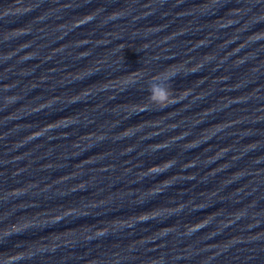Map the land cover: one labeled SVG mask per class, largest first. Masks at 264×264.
Returning a JSON list of instances; mask_svg holds the SVG:
<instances>
[{
	"label": "water",
	"instance_id": "water-1",
	"mask_svg": "<svg viewBox=\"0 0 264 264\" xmlns=\"http://www.w3.org/2000/svg\"><path fill=\"white\" fill-rule=\"evenodd\" d=\"M0 264H264V0H0Z\"/></svg>",
	"mask_w": 264,
	"mask_h": 264
},
{
	"label": "clouds",
	"instance_id": "clouds-1",
	"mask_svg": "<svg viewBox=\"0 0 264 264\" xmlns=\"http://www.w3.org/2000/svg\"><path fill=\"white\" fill-rule=\"evenodd\" d=\"M175 74L168 79L174 78ZM150 99L153 103L159 104L162 108L168 107L169 103L173 102L170 98V93L167 90H163L159 87L152 85L149 88Z\"/></svg>",
	"mask_w": 264,
	"mask_h": 264
}]
</instances>
